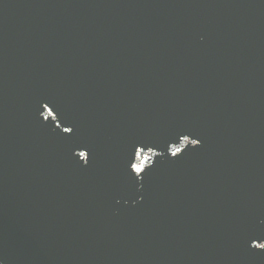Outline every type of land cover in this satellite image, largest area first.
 Returning <instances> with one entry per match:
<instances>
[{"label": "water", "instance_id": "obj_1", "mask_svg": "<svg viewBox=\"0 0 264 264\" xmlns=\"http://www.w3.org/2000/svg\"><path fill=\"white\" fill-rule=\"evenodd\" d=\"M0 264H264V0H0Z\"/></svg>", "mask_w": 264, "mask_h": 264}, {"label": "snow or ice", "instance_id": "obj_2", "mask_svg": "<svg viewBox=\"0 0 264 264\" xmlns=\"http://www.w3.org/2000/svg\"><path fill=\"white\" fill-rule=\"evenodd\" d=\"M64 131H65V132H70L71 129L68 128V127H66V128L64 129ZM135 147H136V146H134V150H135ZM135 171H136L137 173H141V172L143 171V169H141V168H139V167H135Z\"/></svg>", "mask_w": 264, "mask_h": 264}]
</instances>
